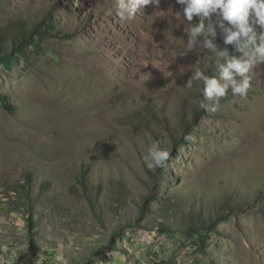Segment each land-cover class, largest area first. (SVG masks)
<instances>
[{"label":"rangeland","instance_id":"1","mask_svg":"<svg viewBox=\"0 0 264 264\" xmlns=\"http://www.w3.org/2000/svg\"><path fill=\"white\" fill-rule=\"evenodd\" d=\"M35 27L0 61V264L32 218L35 264H264V0H0Z\"/></svg>","mask_w":264,"mask_h":264},{"label":"trees","instance_id":"2","mask_svg":"<svg viewBox=\"0 0 264 264\" xmlns=\"http://www.w3.org/2000/svg\"><path fill=\"white\" fill-rule=\"evenodd\" d=\"M52 28V26H50ZM21 32H18L17 34H14L11 36L8 32L5 31H0V61L6 62L7 64H11L12 60L14 58L15 53H20L23 56H27V50L28 47L31 44H34L33 40V35L34 32H44L43 30H39L38 27H35L32 30H25L24 28L20 30ZM11 37V46L5 47L4 46V41ZM4 46V47H3ZM0 98L4 100V105L8 110L14 111L15 106L12 105L11 103L8 102L7 98L0 94ZM167 155V154H166ZM32 177H29V183H31ZM123 183L121 184V186ZM120 191L121 188H120ZM25 196L28 198L29 201H31L30 198V191L29 188L24 189ZM122 195V194H121ZM96 199V198H94ZM226 214H221L217 216L215 219H211L210 222H206L201 217H196L194 214H191V216H188L187 220L188 223L186 224L185 232H187L188 235H193L194 233L200 232L202 229H210V230H215L216 225L220 222H224L226 219ZM29 222V230H30V245L29 249L25 254H22L19 258L18 261L15 264H35L37 262H34L35 258H39L40 256V248L37 245L36 238H35V228L37 223L35 220L32 218ZM132 227V226H130ZM158 227L161 230V232L164 233H169L170 229L167 227V224L165 223H159L158 222ZM177 230H180L177 228Z\"/></svg>","mask_w":264,"mask_h":264},{"label":"bare ground","instance_id":"3","mask_svg":"<svg viewBox=\"0 0 264 264\" xmlns=\"http://www.w3.org/2000/svg\"><path fill=\"white\" fill-rule=\"evenodd\" d=\"M162 1V0H161ZM150 30V29H149Z\"/></svg>","mask_w":264,"mask_h":264}]
</instances>
